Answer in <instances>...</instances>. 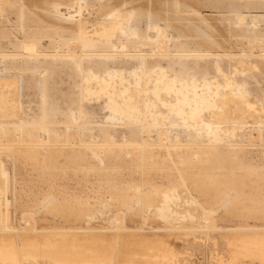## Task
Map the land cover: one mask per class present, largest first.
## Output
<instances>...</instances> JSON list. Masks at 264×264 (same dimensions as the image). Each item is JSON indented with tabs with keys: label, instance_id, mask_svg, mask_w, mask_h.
I'll return each mask as SVG.
<instances>
[{
	"label": "rangeland",
	"instance_id": "374dc122",
	"mask_svg": "<svg viewBox=\"0 0 264 264\" xmlns=\"http://www.w3.org/2000/svg\"><path fill=\"white\" fill-rule=\"evenodd\" d=\"M0 167L17 230L264 228V0H0Z\"/></svg>",
	"mask_w": 264,
	"mask_h": 264
},
{
	"label": "bare ground",
	"instance_id": "6f19581e",
	"mask_svg": "<svg viewBox=\"0 0 264 264\" xmlns=\"http://www.w3.org/2000/svg\"><path fill=\"white\" fill-rule=\"evenodd\" d=\"M2 169L1 204L7 194ZM35 229L17 230L0 217V264H203L198 253L204 248V236L215 243L214 248L205 244V264H264V228L185 232Z\"/></svg>",
	"mask_w": 264,
	"mask_h": 264
}]
</instances>
